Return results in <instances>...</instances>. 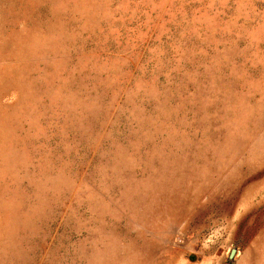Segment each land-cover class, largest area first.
Listing matches in <instances>:
<instances>
[{"label":"rangeland","instance_id":"obj_1","mask_svg":"<svg viewBox=\"0 0 264 264\" xmlns=\"http://www.w3.org/2000/svg\"><path fill=\"white\" fill-rule=\"evenodd\" d=\"M0 264H264V0H0Z\"/></svg>","mask_w":264,"mask_h":264}]
</instances>
